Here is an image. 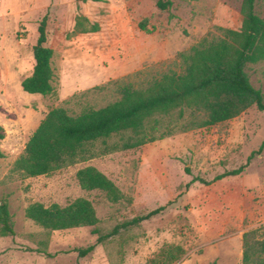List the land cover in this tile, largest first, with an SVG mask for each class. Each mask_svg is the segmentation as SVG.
<instances>
[{
	"label": "rangeland",
	"instance_id": "obj_1",
	"mask_svg": "<svg viewBox=\"0 0 264 264\" xmlns=\"http://www.w3.org/2000/svg\"><path fill=\"white\" fill-rule=\"evenodd\" d=\"M166 1L170 5L159 10L157 0H0V203L6 202L14 231L12 237L0 236V264H153L166 247L184 252L173 264H244L243 234L257 230L255 238L264 239V148L258 152L264 112L254 107L218 125L177 131L132 150H112L125 136L97 142L93 158L48 176L25 178L14 170L50 110L77 115L104 107L118 98L114 82L140 88L178 71L179 54L219 35L218 28L236 30L241 23V0ZM256 13L264 18L261 0ZM78 15L97 23L99 31L73 34ZM44 16L46 46L53 50L48 96L21 89L32 72V48ZM246 73L264 95V61L248 65ZM87 166L112 181L124 199L112 204L100 191L80 189L75 174ZM240 167L239 175L213 182ZM78 198L92 203L102 234L167 207L78 258L73 249L95 243L91 228L48 231L24 215L33 203L65 206Z\"/></svg>",
	"mask_w": 264,
	"mask_h": 264
},
{
	"label": "trees",
	"instance_id": "obj_2",
	"mask_svg": "<svg viewBox=\"0 0 264 264\" xmlns=\"http://www.w3.org/2000/svg\"><path fill=\"white\" fill-rule=\"evenodd\" d=\"M78 3L101 0H75ZM264 2V0H261ZM258 0H241L238 29L218 28L217 36H206L187 52L179 54V70L168 71L135 88L129 83L114 82L118 98L99 109H84L77 115L63 108L50 110L28 138L22 154L14 163V170L25 178L48 176L64 167L87 161L95 156L91 151L97 143H106L115 136H125L112 150H132L172 135L207 128L229 121L254 107L264 112V95L250 84L246 68L264 61V18L256 13ZM169 1L157 0L159 10ZM47 17L37 27V39L32 48L34 65L31 74L21 82L23 92L48 96L53 93L52 48L46 46ZM144 28L143 24L140 25ZM99 31L97 23L76 16L73 34ZM167 120V121H166ZM4 131L0 126V141ZM264 148L262 141L258 152ZM253 155V154H252ZM251 155V156H252ZM0 150V159L2 158ZM249 161V159H248ZM243 170L225 172L222 178L237 176ZM75 178L80 189L100 191L107 201L117 204L124 195L96 168L79 169ZM207 185V182L202 181ZM167 205L145 215L117 225L109 233L97 229L98 219L92 203L78 198L65 206L47 207L33 203L25 208V217L48 231L91 228L95 243L86 248L73 249L78 258H85L96 246L119 234L121 230L137 226L165 211ZM257 230L243 234L244 264H264V239H256ZM11 216L6 202L0 203V236H13ZM184 252L180 247H166L153 264H173Z\"/></svg>",
	"mask_w": 264,
	"mask_h": 264
}]
</instances>
